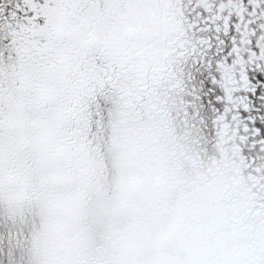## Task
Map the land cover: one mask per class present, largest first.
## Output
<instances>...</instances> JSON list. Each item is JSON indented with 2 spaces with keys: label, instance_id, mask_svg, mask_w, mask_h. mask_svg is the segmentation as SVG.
Instances as JSON below:
<instances>
[{
  "label": "snow or ice",
  "instance_id": "1",
  "mask_svg": "<svg viewBox=\"0 0 264 264\" xmlns=\"http://www.w3.org/2000/svg\"><path fill=\"white\" fill-rule=\"evenodd\" d=\"M0 264H264V0H0Z\"/></svg>",
  "mask_w": 264,
  "mask_h": 264
}]
</instances>
